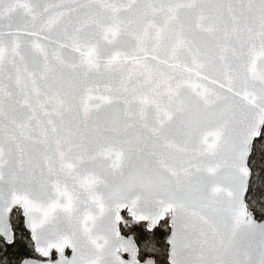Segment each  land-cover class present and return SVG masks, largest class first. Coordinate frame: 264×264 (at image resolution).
I'll list each match as a JSON object with an SVG mask.
<instances>
[{"label":"snow or ice","instance_id":"6c2138e0","mask_svg":"<svg viewBox=\"0 0 264 264\" xmlns=\"http://www.w3.org/2000/svg\"><path fill=\"white\" fill-rule=\"evenodd\" d=\"M14 210L17 264H264V0H0Z\"/></svg>","mask_w":264,"mask_h":264},{"label":"trees","instance_id":"16d2710c","mask_svg":"<svg viewBox=\"0 0 264 264\" xmlns=\"http://www.w3.org/2000/svg\"><path fill=\"white\" fill-rule=\"evenodd\" d=\"M12 223L17 242L14 246H7L0 238V264H17L18 259L26 254L30 257H37L31 246L30 234L24 227L23 217L18 211L13 213ZM122 231L127 233L128 229L122 228Z\"/></svg>","mask_w":264,"mask_h":264},{"label":"water","instance_id":"95a60500","mask_svg":"<svg viewBox=\"0 0 264 264\" xmlns=\"http://www.w3.org/2000/svg\"><path fill=\"white\" fill-rule=\"evenodd\" d=\"M16 210H14V212H15ZM22 215V214H21ZM24 227H25V229L29 232V234H30V231L27 229V227L25 226V224H24ZM30 238H31V234H30ZM37 256H38V254H36ZM39 257V256H38ZM30 258H33V259H42L41 257H39V258H35V257H30ZM125 258H127V255H125Z\"/></svg>","mask_w":264,"mask_h":264},{"label":"rangeland","instance_id":"374dc122","mask_svg":"<svg viewBox=\"0 0 264 264\" xmlns=\"http://www.w3.org/2000/svg\"><path fill=\"white\" fill-rule=\"evenodd\" d=\"M20 213V212H19ZM21 214V213H20Z\"/></svg>","mask_w":264,"mask_h":264}]
</instances>
